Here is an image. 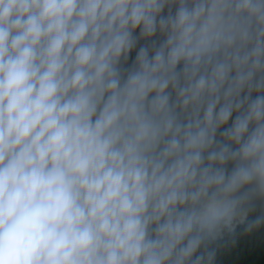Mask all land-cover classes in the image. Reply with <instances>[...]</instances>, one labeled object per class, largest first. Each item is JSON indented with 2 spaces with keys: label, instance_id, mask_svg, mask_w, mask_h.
<instances>
[{
  "label": "clouds",
  "instance_id": "clouds-1",
  "mask_svg": "<svg viewBox=\"0 0 264 264\" xmlns=\"http://www.w3.org/2000/svg\"><path fill=\"white\" fill-rule=\"evenodd\" d=\"M0 264H264V0H0Z\"/></svg>",
  "mask_w": 264,
  "mask_h": 264
}]
</instances>
